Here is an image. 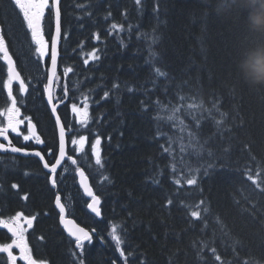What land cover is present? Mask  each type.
Returning <instances> with one entry per match:
<instances>
[{"label": "trees", "instance_id": "trees-1", "mask_svg": "<svg viewBox=\"0 0 264 264\" xmlns=\"http://www.w3.org/2000/svg\"><path fill=\"white\" fill-rule=\"evenodd\" d=\"M62 2L60 76L66 80L61 85L75 84L79 91L88 87L96 107L89 127L74 135H99L104 141V167L94 161L84 165L102 201L101 220L91 219L87 201L79 187L73 186L81 200L72 216L103 237V243L96 237L89 246L86 264H112L113 260L124 264L109 236L113 224L123 229L126 254L134 252L129 264H264V193L246 177L248 169L254 174L258 166L264 167V88L248 87L236 71L242 54L264 36L249 29L237 8L217 14L216 0H144L142 8L135 0ZM0 3L6 29H19L18 40L11 38L19 46L24 76L29 78L33 70L25 51L34 55L37 67L41 59L30 50V42L25 43L24 35L30 33L23 22L18 26L11 16V4L7 0ZM114 23L123 29H112ZM52 27L47 21L48 40ZM93 50H98V60L89 59ZM66 67L73 69L67 76ZM157 67L167 77L158 78ZM106 91L109 97L104 99ZM181 94L194 96L197 103L203 101L204 107L196 110L197 119L203 117L198 130L190 116L183 111L180 115L198 132L200 142H207L205 148L212 156L205 152L198 159L189 152L185 163H177L175 178L198 168V186L173 183L170 165L176 161L164 147L168 137L176 139L180 133L172 121L156 119L157 114L170 115L160 111L156 102L171 108ZM213 102L227 113L219 126L215 121L222 118L220 112L206 110L212 109ZM42 106L37 113L40 128L49 143L55 144V122L47 105ZM63 108L69 110L70 106L63 104ZM62 117L65 127L71 128L68 111ZM172 147L179 161L178 144ZM39 169L21 167L13 181H18L20 190L29 193L30 202L37 205L40 230L47 238L41 248L44 255L51 264H73L53 214L54 190ZM33 175L37 179H32ZM105 175L110 183L101 182ZM10 179L1 177L4 185ZM16 200L21 203L19 196ZM193 210L200 211L202 219L193 218ZM213 247L221 261L215 260Z\"/></svg>", "mask_w": 264, "mask_h": 264}, {"label": "snow or ice", "instance_id": "snow-or-ice-1", "mask_svg": "<svg viewBox=\"0 0 264 264\" xmlns=\"http://www.w3.org/2000/svg\"><path fill=\"white\" fill-rule=\"evenodd\" d=\"M14 10L18 9V15L22 16V22L26 25L27 30L31 34V40L36 45L35 52L38 53L39 58L43 60L45 57H49L51 67L49 69L50 75L48 76V84L45 86V92L47 93L48 103L51 105V110L53 115L56 116V126L59 129V153L55 157V163L49 164L45 159V156L41 151H28L24 147H19L13 143V140L9 138V133H15L16 136L22 135L20 131V125L24 123V120L20 119L21 110L18 107L17 95L21 93H26L28 91V86L26 85L24 79L21 78L19 71H17L15 62L12 56L9 54L8 45L6 43V35L3 28H0V59H2L7 65V80L4 81L3 87L7 90V99L8 103L4 108L0 109V117L4 119L0 121V138L7 143L0 142V152L4 153H19L24 156H35L43 163V167L48 170L50 173L48 179L53 189L57 188V169L61 166L62 161L65 159L66 153V139H65V127L61 123L60 117L56 115L58 103H54L55 97L52 93L53 81L59 79L57 76V61H58V46L61 39L62 25H61V0H11ZM144 0H135V4L138 8H142ZM77 7L86 8L87 5L77 4ZM240 14L244 17L249 15V12L244 9L237 8ZM158 11V8L156 9ZM46 12L48 15H52L55 20V35L50 34V52H49V40L45 38L44 32V20L46 17ZM90 15V13H89ZM110 16L111 13L109 12ZM107 18V17H106ZM123 29V25L118 26L117 24H112V29ZM66 39L67 36L65 35ZM96 39L99 40V36H96ZM155 42V38L153 40ZM98 50H93V52L88 54L89 59L98 60L99 56L96 54ZM155 55V53H153ZM85 64L88 63V59H85ZM71 67H66L64 69V75L67 76L69 72H72ZM156 76L167 77V73L162 71L160 68H155ZM16 81L19 84V88L16 90L17 94H14L13 82ZM114 88H118V84L113 85ZM131 90V89H130ZM65 95H67V88H65ZM109 97V93L106 91L104 93V99ZM83 107H77L75 104L72 105V111L78 116V123L82 126L87 127L89 122V113H88V102L87 97L82 101ZM160 111L170 112V115L162 117L157 114L156 119H167L168 121L173 122V126L177 128L180 135L173 139L168 137L167 147H164V151L172 156L173 162L171 163V171L174 176L173 183L178 186H183L184 184L188 186H198L199 177L196 173L199 172V169L191 170V173H185L179 178L178 176L177 163H185L184 157L191 152L193 156L198 159H202L205 152L209 157L212 156V151L206 149V141L204 144L200 142L198 132L193 131L192 127L185 123L184 119L181 117L180 113L183 111L185 115L191 117L195 124V128L198 130L201 124V117L197 119L196 110L204 107L203 101L197 103L194 96H185L178 95V102L173 104L171 108L167 105L161 104L160 101L156 102ZM220 112L222 117L219 120H216V124L219 126L224 123V118L227 116V113L220 111L219 104L213 102L212 109H206L211 113L212 110ZM28 121V131L26 135H23L24 141H34L36 144H44L45 141L41 139L40 135L36 131V126L32 123L31 119L25 117ZM160 133L158 132V135ZM87 142V137L81 135L79 139H72L71 143L78 145L79 151L81 153L85 150V144ZM173 144H178L179 148V161H177L175 152L176 149L172 147ZM101 138L96 136L94 142L91 144V154L95 159V164L100 168H103V160L101 156ZM248 147L247 145L245 146ZM227 151V149H226ZM51 149H49V155H51ZM72 164H77V160L73 159L71 156H67ZM255 159V157H252ZM214 165L209 164L208 167H213ZM67 171V169H65ZM77 174L80 177V185L83 188L84 194L87 197H90V201L87 202V208L95 214L96 217L101 216V198L93 191V188L88 183V178L85 176L84 171L81 168L76 169ZM25 176L29 175L28 172L24 173ZM246 177L261 193H264V167H257L255 173H252L251 169L246 171ZM103 181L111 182L108 176H103ZM158 183V181H156ZM13 189H19L17 183L11 185ZM24 201L28 200V194H24L21 197ZM55 207L59 210V221L64 226V230L67 232L68 237H70V244L72 245L71 256L73 257V264H86V258L88 254V248L93 244L94 236L97 237L101 243H103V237L97 235V230L92 228L91 230H86L84 227L79 226L73 219H69L67 216L66 205L62 202L61 195L57 193L54 198ZM168 205H171L173 201L169 199L167 201ZM204 201L201 200L200 204H203ZM199 207V205H197ZM204 212L208 211V208L203 209ZM190 215L196 219H202L201 212L193 210ZM39 213L33 215H25L23 211H18L15 215L9 216L7 218L0 217V229H6L8 233L11 234L10 242L0 243V253L6 254L5 264H17L18 261H23V264H49V261L44 258H38L34 256L33 248L30 247L28 237L26 233L29 229H32L34 226V221L37 220ZM27 225V227H25ZM205 227L207 224L205 223ZM109 236L111 240L115 243V250L119 253L120 258L123 259L124 264H129L130 258L134 256V252L128 251L126 254V238L123 234V229L119 225L113 224L111 226ZM43 240L44 237L39 238ZM238 243V241H237ZM18 249L19 255H14L13 250ZM235 252V248H233ZM211 252L214 254V258L217 261H221V256L216 254L217 249L213 247ZM0 260H4L3 256H0ZM112 264H117L115 260L112 261ZM143 264V261H141ZM244 264H248V261H244ZM259 264V261L257 262Z\"/></svg>", "mask_w": 264, "mask_h": 264}, {"label": "flooded vegetation", "instance_id": "flooded-vegetation-1", "mask_svg": "<svg viewBox=\"0 0 264 264\" xmlns=\"http://www.w3.org/2000/svg\"><path fill=\"white\" fill-rule=\"evenodd\" d=\"M7 2L12 4L11 0H7ZM0 5H1V3H0ZM0 9H1V6H0ZM11 16L13 18H15L13 10L11 11ZM0 28H1V26H0ZM3 29H4V32L6 35V43H10V48H12L13 47V45H12L13 40L11 37L12 36L15 37V39L17 41L18 36H19V29L18 28L14 29V30L13 29L8 30L6 28H3ZM33 94H37V93H33ZM33 102L36 105H38V102H39L38 96H35V99H33ZM21 129H22V131L25 130L24 128H21ZM9 138L12 139L13 143L19 147H24V148L29 149V150H36V149L40 148L34 141L33 142L24 141L23 137L21 135L16 136L15 133L10 135ZM0 142H3V141L0 140ZM44 147L45 146H43L41 148L42 151H43ZM48 148L51 149L50 146ZM48 152H49V150H48ZM0 163H2V168L4 166L3 171L0 172V177H3L4 179H10L11 178L10 179L11 184L10 183H6L5 185L3 184V188L0 190V217L7 218L9 216L15 215V213L18 211H23L24 214L28 215V216L39 213L36 209L37 205L33 204V202H30L29 198L27 201H24L21 198L24 194H28V197H29V193H24L23 190H20L19 182L13 181V179H15L14 177H15L16 173L19 172L21 167L25 170H34L38 167V169L40 168L39 169L40 174L42 176H44V178H46L49 181L48 177L50 174L46 173V171L44 170V167H43L42 163L39 161V159H37L36 157H23V156L18 155V154H12L10 152L9 153L0 152ZM66 172L67 171H65V167H62V169H60L57 172V182H58L57 188H56L57 190H54V194L60 193L63 195V198L62 197L61 198L63 199L62 201H64V203H65V200L67 199V196L69 195L68 194L69 183L66 184V182L70 179V176L67 175ZM33 178L37 179V176L33 175L32 179ZM13 183H17L19 185V189H13L11 187V185ZM60 184H62V186ZM18 196H19L21 203H17L16 199L18 198ZM54 198L55 197H53V202H52L53 209L55 208ZM57 223H58L60 230L62 231V233L64 235L65 246H68L67 238L65 236L64 231L62 230L63 228L60 225L58 217H57ZM25 227H27V225H25ZM42 229L44 230V227H42ZM26 236L28 237L30 247L33 248L34 256L38 257V258L47 259L49 261V264H51L48 256L44 255L45 253L42 252V250H41V248L44 245H46L47 238L44 236V234L41 233L38 220L34 221L33 228L28 230V232L26 233ZM41 236L44 237L43 240L39 239ZM10 237H11V234L8 233L6 229H0V243L10 242ZM13 252H14V255H19L18 249H14ZM0 256L4 257V260H0V264H5L6 254L0 253ZM17 264H23V261H18Z\"/></svg>", "mask_w": 264, "mask_h": 264}, {"label": "clouds", "instance_id": "clouds-1", "mask_svg": "<svg viewBox=\"0 0 264 264\" xmlns=\"http://www.w3.org/2000/svg\"><path fill=\"white\" fill-rule=\"evenodd\" d=\"M233 8L247 10L249 29L264 36V0H216L217 14L230 13ZM240 81L250 88H264V40L249 47L237 62Z\"/></svg>", "mask_w": 264, "mask_h": 264}, {"label": "bare ground", "instance_id": "bare-ground-1", "mask_svg": "<svg viewBox=\"0 0 264 264\" xmlns=\"http://www.w3.org/2000/svg\"><path fill=\"white\" fill-rule=\"evenodd\" d=\"M128 53V52H127ZM126 53V54H127ZM61 77V76H60ZM83 106V105H82ZM50 111V113H51V116H52V118H53V120L55 121V115H53V113H52V111L51 110H49ZM62 122H63V120H62ZM64 123V122H63ZM66 174L67 175H69L70 176V178L74 175V172L73 171H71V170H69V171H67L66 172ZM98 180H100V178L98 177ZM64 182V181H63ZM69 183H70V185H72V183H73V180L72 179H70L69 180ZM61 186H62V184H60ZM92 185H94L93 183H92ZM186 221V220H185ZM186 223V222H185ZM187 225V224H186ZM263 259V258H262Z\"/></svg>", "mask_w": 264, "mask_h": 264}, {"label": "water", "instance_id": "water-1", "mask_svg": "<svg viewBox=\"0 0 264 264\" xmlns=\"http://www.w3.org/2000/svg\"><path fill=\"white\" fill-rule=\"evenodd\" d=\"M55 35V34H54ZM58 62V61H57ZM52 87H53V85H52ZM56 117V116H55ZM19 154V153H18ZM21 155H23V154H21ZM24 156V155H23ZM64 227V226H63Z\"/></svg>", "mask_w": 264, "mask_h": 264}, {"label": "rangeland", "instance_id": "rangeland-1", "mask_svg": "<svg viewBox=\"0 0 264 264\" xmlns=\"http://www.w3.org/2000/svg\"><path fill=\"white\" fill-rule=\"evenodd\" d=\"M77 115V114H76ZM76 147H78V145H75ZM72 171V170H71Z\"/></svg>", "mask_w": 264, "mask_h": 264}]
</instances>
